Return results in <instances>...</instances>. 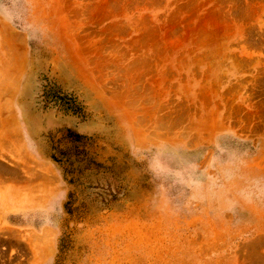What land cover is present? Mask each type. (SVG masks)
<instances>
[{
	"label": "rangeland",
	"instance_id": "1",
	"mask_svg": "<svg viewBox=\"0 0 264 264\" xmlns=\"http://www.w3.org/2000/svg\"><path fill=\"white\" fill-rule=\"evenodd\" d=\"M0 264H264V0H0Z\"/></svg>",
	"mask_w": 264,
	"mask_h": 264
},
{
	"label": "trees",
	"instance_id": "2",
	"mask_svg": "<svg viewBox=\"0 0 264 264\" xmlns=\"http://www.w3.org/2000/svg\"><path fill=\"white\" fill-rule=\"evenodd\" d=\"M60 101H63L64 102V105L68 108V109H70V108H72V109H74V108H76V103H75V100H73V99H71V98H69V97H59L58 98Z\"/></svg>",
	"mask_w": 264,
	"mask_h": 264
}]
</instances>
